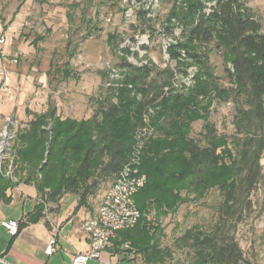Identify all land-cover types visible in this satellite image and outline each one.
<instances>
[{"label": "rangeland", "instance_id": "obj_1", "mask_svg": "<svg viewBox=\"0 0 264 264\" xmlns=\"http://www.w3.org/2000/svg\"><path fill=\"white\" fill-rule=\"evenodd\" d=\"M193 1L202 3L206 12L212 4L208 0H0V36L6 40L0 49V114L14 121L11 182L34 180L30 165L14 164L20 155L36 170L46 165L42 179L48 188L60 182L63 171L71 177L87 145L95 139L92 134L85 136L89 122L100 123L111 110L129 116L141 98L140 86L152 80L161 82L164 70L173 74L170 91L177 97L193 87L200 72L216 78L223 89H231L225 75L230 66L223 51L213 45L204 51L196 44L188 45L186 54L178 46L187 43V4ZM245 3L264 34V0ZM198 102L190 109L201 119L191 124L190 137L197 140L205 126L207 130L213 126L218 155L222 165L228 166L238 149L232 117L235 105L230 99L213 100L208 107L201 98ZM161 112L156 104L143 112L145 120L137 127H143L146 138L156 135L151 120ZM36 115L45 116L44 121L54 119L45 125L44 138L28 132L27 124ZM81 122L87 126L86 132L79 126ZM56 123L76 125L65 137L68 151L60 152L67 159L64 166L53 159L58 150L55 145L62 138H56ZM50 149L52 161L46 155ZM98 155L91 156L95 165L100 163ZM260 163L264 168V158ZM91 176L99 180L103 191L113 179L99 170ZM203 193L201 198L182 193L184 202L158 221L153 212L149 214L147 219L156 222L160 231L156 264L192 262V254L180 245L179 238L188 230L208 232L217 222L221 202L216 189ZM251 200L252 212L237 224L234 239L247 263L264 264V182ZM73 201L70 196L62 200L61 216L69 208L75 211L77 204L70 205ZM121 250L129 261L123 264H146L127 245Z\"/></svg>", "mask_w": 264, "mask_h": 264}, {"label": "trees", "instance_id": "obj_2", "mask_svg": "<svg viewBox=\"0 0 264 264\" xmlns=\"http://www.w3.org/2000/svg\"><path fill=\"white\" fill-rule=\"evenodd\" d=\"M208 2L212 4L207 12L202 3L188 2L187 43L178 46L186 54H189L188 45L195 47L196 44L204 51L210 50L211 45L223 51L230 66L225 75L232 88L223 89L216 78L200 72L193 87L183 97H177L170 91L172 72L162 71L161 82L152 80L140 86L141 98L129 116L111 110L100 123L90 121L87 132V126L80 123L85 136L92 134L95 139L87 145L84 158L74 174L67 177L63 171L60 182L51 188L42 179L46 165L36 170L30 161L26 163L25 155H20L14 164L31 166L34 180L30 182L34 183L39 196L29 222L41 220L48 206L57 204L65 194L77 196L76 209L80 208L86 201L88 190L96 185L95 182L89 183L95 170L114 179L134 158L138 160L139 172L146 178L144 187L134 196L139 219L133 228L117 234L111 252L122 253L121 247L127 245L146 264H156L160 231L156 222L147 219L149 214L153 212V219L158 221L184 202L182 193L201 198L206 190L216 189L221 197L217 222L208 232L186 231L179 238L180 245L192 254L193 260L189 264H250L243 258L234 231L246 214L252 212L251 196L264 182V168L260 163L264 158V34L245 0ZM199 98L206 107L213 100L228 102L230 99L235 105L232 117L238 149L236 159L228 166L222 165L218 155V136L213 126L208 130L206 126L203 128L199 141L190 137L191 124L201 119L194 115V109H190L199 103ZM155 104L162 110L159 117L151 120L156 135L151 138L143 136L142 146L138 147L136 138L143 127L137 126L145 120L143 112L146 108ZM45 118L34 116L27 124L30 135L36 132L41 138L46 137L45 125L53 118L44 121ZM56 124V138L61 135L62 138L55 145L58 150H54L53 159L64 166L67 159L60 152L67 150L65 137L76 125L62 127ZM51 149L46 154L49 161ZM95 152L100 154L97 165L91 157ZM60 157L64 159L60 160ZM102 158L105 161L102 162ZM19 181L11 183L0 174V198L4 199L3 193Z\"/></svg>", "mask_w": 264, "mask_h": 264}, {"label": "crops", "instance_id": "obj_3", "mask_svg": "<svg viewBox=\"0 0 264 264\" xmlns=\"http://www.w3.org/2000/svg\"><path fill=\"white\" fill-rule=\"evenodd\" d=\"M113 181L114 179L112 183ZM91 182L96 185L88 190L86 201L80 208H75L74 212L69 208L66 214L61 216L60 203L65 197L74 198L70 205L78 204L77 196L65 194L57 204L48 206V214L44 213L41 220L34 222L28 220L34 213L39 197L34 183L20 181L16 186L7 189L3 193L4 199L0 198V223L18 221L19 228L14 236H10L0 226V264H71L76 254L85 253L89 243L80 229L81 223L96 216L104 194L112 185L111 183L109 188L103 191L99 180L91 179L89 183ZM52 238L55 241L54 251L51 255H46L45 248ZM111 248L112 246L103 251L99 259L90 260L87 264L129 262L120 253L111 252Z\"/></svg>", "mask_w": 264, "mask_h": 264}, {"label": "built area", "instance_id": "obj_4", "mask_svg": "<svg viewBox=\"0 0 264 264\" xmlns=\"http://www.w3.org/2000/svg\"><path fill=\"white\" fill-rule=\"evenodd\" d=\"M52 1V0H46ZM5 37L0 36V49L5 44ZM14 121L0 114V174L12 179L13 163L10 158L14 141ZM144 130L137 136L138 147L142 146ZM138 160L131 158L116 174L112 185L106 191L96 216L81 223L80 229L88 239V250L73 257L71 264H87L90 260L99 259L100 254L110 248L117 234L131 229L139 219L134 196L146 183V178L139 172ZM0 226L10 235L18 231V221H3ZM55 241L49 240L45 254L51 255Z\"/></svg>", "mask_w": 264, "mask_h": 264}]
</instances>
